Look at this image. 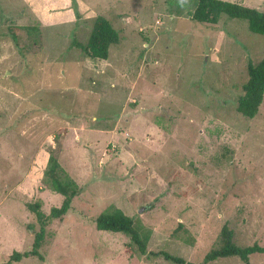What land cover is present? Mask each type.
<instances>
[{"label":"rangeland","instance_id":"374dc122","mask_svg":"<svg viewBox=\"0 0 264 264\" xmlns=\"http://www.w3.org/2000/svg\"><path fill=\"white\" fill-rule=\"evenodd\" d=\"M229 1L264 11V0ZM193 3L0 0V264H173L159 250L198 263L222 224L237 244L264 245V92L252 118L235 110L264 36L225 14L191 20ZM96 15L119 36L105 59L72 44ZM10 24H37L39 50L18 48ZM49 147L79 192L45 226L41 259L6 263L39 229L27 203L48 213L61 202L41 182ZM111 207L132 219L143 254L96 230ZM248 258L264 264V253Z\"/></svg>","mask_w":264,"mask_h":264},{"label":"trees","instance_id":"16d2710c","mask_svg":"<svg viewBox=\"0 0 264 264\" xmlns=\"http://www.w3.org/2000/svg\"><path fill=\"white\" fill-rule=\"evenodd\" d=\"M189 12L191 20L209 24L216 23L220 14H225L229 18L241 19L246 22L250 32L264 36V11L254 7L229 0H194L193 8ZM7 29L12 42L18 48H22L23 40H28L32 52L39 50L41 42L37 24H10ZM118 40V32L112 27L109 20L102 15H96L92 20L85 41L73 40L72 44L82 52L84 57L105 59L109 47L116 44ZM246 75V80L241 84L242 94L236 99L235 110L243 117L252 118L258 111L264 92V58L255 63L248 59L246 61ZM41 182L53 192L60 194L61 202L59 206L50 207L48 213H44L40 209L38 202L27 203V208L33 212L39 224V229L33 232L30 248L22 252L12 251L8 255L6 263L16 262L21 257L27 256L41 259L39 248L43 241L45 226L52 219H61L68 210L72 197L79 192L76 182L60 166L52 147L47 149ZM178 226L181 227L180 224ZM94 227L96 230L124 233L129 236L140 253L143 254L145 251V244L137 236L132 219L118 208L111 207L107 211L100 212L94 219ZM125 250L130 252L131 245L127 244ZM251 253H264V245L256 242L239 245L233 240L232 229L226 224H222L214 246L204 253L198 263L187 261L163 250L152 254L161 255L164 260L173 264H206L208 261L229 256H236L242 264H250L248 256Z\"/></svg>","mask_w":264,"mask_h":264},{"label":"water","instance_id":"95a60500","mask_svg":"<svg viewBox=\"0 0 264 264\" xmlns=\"http://www.w3.org/2000/svg\"><path fill=\"white\" fill-rule=\"evenodd\" d=\"M141 210V209H140Z\"/></svg>","mask_w":264,"mask_h":264}]
</instances>
